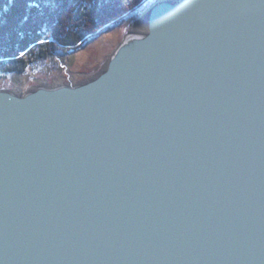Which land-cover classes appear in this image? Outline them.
Returning a JSON list of instances; mask_svg holds the SVG:
<instances>
[{
	"label": "water",
	"instance_id": "obj_1",
	"mask_svg": "<svg viewBox=\"0 0 264 264\" xmlns=\"http://www.w3.org/2000/svg\"><path fill=\"white\" fill-rule=\"evenodd\" d=\"M144 21L91 80L0 89V264H264V0Z\"/></svg>",
	"mask_w": 264,
	"mask_h": 264
},
{
	"label": "trees",
	"instance_id": "obj_2",
	"mask_svg": "<svg viewBox=\"0 0 264 264\" xmlns=\"http://www.w3.org/2000/svg\"><path fill=\"white\" fill-rule=\"evenodd\" d=\"M125 13L122 0H0V60L22 63L44 40L76 49Z\"/></svg>",
	"mask_w": 264,
	"mask_h": 264
},
{
	"label": "rangeland",
	"instance_id": "obj_3",
	"mask_svg": "<svg viewBox=\"0 0 264 264\" xmlns=\"http://www.w3.org/2000/svg\"><path fill=\"white\" fill-rule=\"evenodd\" d=\"M161 1L177 0H122L126 13L76 49H62L54 43L52 45L59 50L53 49L50 53L47 45L51 41L44 40L35 48V55L22 63L0 60V89L23 94L42 85H75L95 78L105 69L124 36L132 30L141 31L140 21H144L152 6ZM5 67L13 71L5 72Z\"/></svg>",
	"mask_w": 264,
	"mask_h": 264
},
{
	"label": "bare ground",
	"instance_id": "obj_4",
	"mask_svg": "<svg viewBox=\"0 0 264 264\" xmlns=\"http://www.w3.org/2000/svg\"><path fill=\"white\" fill-rule=\"evenodd\" d=\"M140 22H141V25H142V26H143V28H144V26H145V25H144V24H145V21H140ZM140 22H138V23H136V24H138V25H139V24H140ZM132 31H133V32H136L137 30H132Z\"/></svg>",
	"mask_w": 264,
	"mask_h": 264
}]
</instances>
